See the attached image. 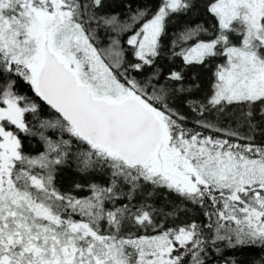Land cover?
Instances as JSON below:
<instances>
[{
  "label": "snow or ice",
  "instance_id": "obj_1",
  "mask_svg": "<svg viewBox=\"0 0 264 264\" xmlns=\"http://www.w3.org/2000/svg\"><path fill=\"white\" fill-rule=\"evenodd\" d=\"M0 264H264V0H0Z\"/></svg>",
  "mask_w": 264,
  "mask_h": 264
},
{
  "label": "trees",
  "instance_id": "obj_2",
  "mask_svg": "<svg viewBox=\"0 0 264 264\" xmlns=\"http://www.w3.org/2000/svg\"><path fill=\"white\" fill-rule=\"evenodd\" d=\"M244 255L246 258L251 259L253 257H258L260 253L258 250L253 249V250L246 252Z\"/></svg>",
  "mask_w": 264,
  "mask_h": 264
}]
</instances>
